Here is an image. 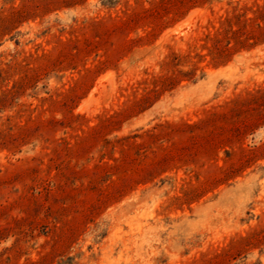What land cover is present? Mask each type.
Masks as SVG:
<instances>
[{
  "label": "rangeland",
  "instance_id": "obj_1",
  "mask_svg": "<svg viewBox=\"0 0 264 264\" xmlns=\"http://www.w3.org/2000/svg\"><path fill=\"white\" fill-rule=\"evenodd\" d=\"M0 264H264V0H0Z\"/></svg>",
  "mask_w": 264,
  "mask_h": 264
}]
</instances>
